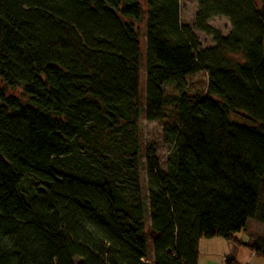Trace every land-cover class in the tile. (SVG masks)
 Masks as SVG:
<instances>
[{
    "label": "trees",
    "instance_id": "16d2710c",
    "mask_svg": "<svg viewBox=\"0 0 264 264\" xmlns=\"http://www.w3.org/2000/svg\"><path fill=\"white\" fill-rule=\"evenodd\" d=\"M196 5L189 28L178 0H0V264H197L213 238L264 259L237 238L264 226V0Z\"/></svg>",
    "mask_w": 264,
    "mask_h": 264
},
{
    "label": "rangeland",
    "instance_id": "374dc122",
    "mask_svg": "<svg viewBox=\"0 0 264 264\" xmlns=\"http://www.w3.org/2000/svg\"><path fill=\"white\" fill-rule=\"evenodd\" d=\"M140 4L144 5V0H138ZM179 4V23L183 27L191 28L197 13V5L196 0H178ZM209 26L219 33L222 36H227L230 31L229 23L224 18H214L209 21ZM194 34L198 38V42L202 50L207 49L208 47L212 46V41L210 37L205 36L197 31H194ZM206 81V77L203 73L190 76L186 78V83L188 85L189 91L191 93L197 92L204 88ZM166 92H170L167 87H165ZM232 120L242 123V121L238 117H232ZM161 123L159 122H145L141 121V137H142V144H153L157 148V157L160 162L161 168H164V159L165 156L169 152V144L164 141V137L161 133ZM26 189V186H24ZM243 242L247 245L251 243L254 239L260 238L264 241V226L253 221H248L245 229L240 234ZM213 240L220 245L219 238L216 240L215 238L209 239ZM212 244V243H211ZM210 244V245H211ZM215 244L214 246L209 247L208 253L203 255L200 259V264H207V261L212 260H222V254H224L223 249ZM238 253L237 256L232 255V258L236 260L237 264H264L263 258H252L251 251L244 246L237 247ZM229 254H232L231 252ZM221 257V258H220Z\"/></svg>",
    "mask_w": 264,
    "mask_h": 264
},
{
    "label": "crops",
    "instance_id": "0c3cea01",
    "mask_svg": "<svg viewBox=\"0 0 264 264\" xmlns=\"http://www.w3.org/2000/svg\"><path fill=\"white\" fill-rule=\"evenodd\" d=\"M240 234L241 233H239L237 235V238L242 242V244H245L243 242ZM215 239L218 240V238H215ZM213 242H215V241H213V240H203V239L199 240V242H198V258H197V264H200L201 263L200 259H201V257L204 254L206 255L208 253L209 247L214 246L215 244L218 245V241H217V243H213ZM219 242H220L219 243L220 245H218V246H220L223 249V252H224V254H222V260L221 261L220 260H217L216 261V260L210 259V260L207 261V264H226L225 263V259H227V258L228 259H234V258H232V255H235V257L237 256V253H238V248L237 247H239V246H236L235 244H233L231 242L224 241V240H221ZM230 252L232 254H229ZM251 256H252V258H257L256 256H254L253 253H252ZM234 261L236 262L235 259H234Z\"/></svg>",
    "mask_w": 264,
    "mask_h": 264
},
{
    "label": "built area",
    "instance_id": "2783aa9c",
    "mask_svg": "<svg viewBox=\"0 0 264 264\" xmlns=\"http://www.w3.org/2000/svg\"><path fill=\"white\" fill-rule=\"evenodd\" d=\"M142 263H143V264H149L148 262H143V261H142Z\"/></svg>",
    "mask_w": 264,
    "mask_h": 264
}]
</instances>
